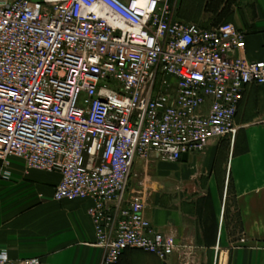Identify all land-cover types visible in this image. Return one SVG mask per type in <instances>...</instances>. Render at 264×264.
<instances>
[{
  "label": "built area",
  "instance_id": "1",
  "mask_svg": "<svg viewBox=\"0 0 264 264\" xmlns=\"http://www.w3.org/2000/svg\"><path fill=\"white\" fill-rule=\"evenodd\" d=\"M178 10L179 0L0 1V179L12 158L60 174L57 202H93L101 264L131 250L199 264L144 216L134 163L204 153L233 135L247 87L264 85L242 30ZM12 263L0 249V264Z\"/></svg>",
  "mask_w": 264,
  "mask_h": 264
},
{
  "label": "crops",
  "instance_id": "2",
  "mask_svg": "<svg viewBox=\"0 0 264 264\" xmlns=\"http://www.w3.org/2000/svg\"><path fill=\"white\" fill-rule=\"evenodd\" d=\"M177 17L204 28L214 20L234 24L246 35V58L264 61V0H179ZM7 170L11 179H0V249L12 264L102 263L92 201L57 202L58 173L15 158ZM129 186L144 195L146 219L192 247L199 264H264V85L247 87L233 135L175 163L137 159ZM120 264L163 263L131 250ZM169 264H181L179 254Z\"/></svg>",
  "mask_w": 264,
  "mask_h": 264
},
{
  "label": "rangeland",
  "instance_id": "3",
  "mask_svg": "<svg viewBox=\"0 0 264 264\" xmlns=\"http://www.w3.org/2000/svg\"><path fill=\"white\" fill-rule=\"evenodd\" d=\"M0 1H3V0H0ZM222 23H227V22H222L221 20L217 22L216 20H214L213 23H212V25L218 26V25H220V24H222ZM202 24H203V23H202ZM202 24H201V25H202ZM213 27H214V26H213Z\"/></svg>",
  "mask_w": 264,
  "mask_h": 264
}]
</instances>
